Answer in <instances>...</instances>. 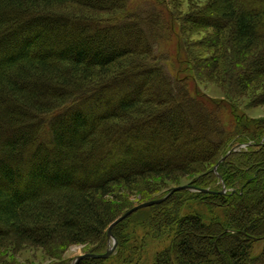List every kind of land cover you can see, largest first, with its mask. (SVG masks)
<instances>
[{
    "label": "trees",
    "instance_id": "obj_1",
    "mask_svg": "<svg viewBox=\"0 0 264 264\" xmlns=\"http://www.w3.org/2000/svg\"><path fill=\"white\" fill-rule=\"evenodd\" d=\"M178 2L0 0V264L29 248L50 264L77 245L105 254L117 189L186 178L209 192L138 211L112 230L109 259L80 264H264V250L253 254L264 243V120L236 102L264 98V0L204 1L186 17L212 30L205 61L186 45ZM69 5L78 14L61 12ZM172 40L175 79L156 53ZM203 67L228 85L225 98L195 91ZM165 238L144 262L148 242Z\"/></svg>",
    "mask_w": 264,
    "mask_h": 264
},
{
    "label": "rangeland",
    "instance_id": "obj_2",
    "mask_svg": "<svg viewBox=\"0 0 264 264\" xmlns=\"http://www.w3.org/2000/svg\"><path fill=\"white\" fill-rule=\"evenodd\" d=\"M178 1H179L178 7L180 6V11L178 15L180 17L182 16V18L185 19L186 45L188 47H197L196 51L199 53H196V55L202 57V61L212 58L213 51L208 48L212 46L211 45L206 46L208 45L207 37L212 35V30H205V29H199V28L195 30H191L188 27H191L192 24L190 25L186 21V17L189 16V14L195 13L199 9H202L206 4L205 2L206 1L208 2L209 0H178ZM60 7H61L60 9L62 10L61 12L70 10L73 14L74 13L78 14V12H76L75 10L79 8L75 6L69 5L68 8H64V6H60ZM178 7L176 6L177 9H179ZM67 13H70V12H67ZM23 31L24 29L19 31V35H22V33H24ZM74 33L76 35H74L71 32L70 34H67L66 32H62L63 35L61 36L63 39H67L68 37H71L72 34L74 38L79 37V31L77 32L74 31ZM85 34L87 35L89 33H85ZM7 35L8 34H6V36ZM64 37H67V38H64ZM11 41L21 42L22 40L20 38L15 39L14 36H8L6 37V40L4 42H11ZM165 45L166 46L157 48L156 53L158 51H161V55L163 56V59L165 60L164 64L167 67L170 75L173 76L172 78L175 79L177 76L182 77L183 75H181L178 72L180 71V66H179V63L176 57L177 56L176 47H178L177 41L172 40V42H170L169 44H165ZM137 46L141 47L140 43L137 42ZM4 50H5V47L3 46L0 47V55L3 54L2 52ZM5 55H7V53H5ZM203 68H204V70H202L203 79L200 80V84L198 86L195 85V91L199 92L202 95H206L210 98H213V99L225 98L226 92L228 91V85L224 83L222 84L220 81H217L215 78H213L210 75V72H209L210 69H208V67H203ZM207 72H209V76L207 75L206 78L204 79V74H207ZM260 93L261 92L258 91L257 93L255 94L253 93L252 95L246 94L244 96H241V98L238 101H236L237 104L241 108L240 111L245 113V115H247L249 118L264 120V98L262 99L263 95H261ZM2 126L3 125H0V138L3 136L4 131L8 132V130H6L7 129L6 126H3V127ZM52 149H53V146L50 145L45 148V151H47L48 153H51ZM33 155L37 156L36 154H33ZM25 156L26 154H24V157ZM24 174L27 177V173L25 171H24ZM190 181L191 180L189 178H186L184 180H181L178 183H169L167 185H162L161 187L157 186V184H154L151 188L152 190L148 192L149 194L146 192L147 188H145L143 185H141L140 187H133L132 189H127V188L117 189V196H118V199H120V201L118 202L114 201L115 202L114 205H119L123 207L122 214L120 215L118 219H120L127 212L136 208L139 205L152 202V201H156V200H160V197L164 195L167 191H168L167 193L168 195L170 191L174 188H178L181 186H188L190 184ZM223 188H225L227 191L226 187H223ZM167 195H165L163 198H165ZM136 213L137 212H135L134 214ZM139 232H140L139 234L142 235L141 231ZM165 239H168V238H165ZM169 244H170V239H168V242L167 241H163V242L162 241L161 242L149 241L148 246L145 248V252H144V257H143L144 262L146 263L152 262L155 255L158 252L162 251L165 247L169 246ZM263 250H264V243H259L255 246L253 254L259 255L260 253H262ZM91 251H92V247L89 245L72 246L64 252L63 260L66 261V264H74L75 260L78 257L83 256L85 254H90ZM12 256L13 258H15L16 264L54 263L53 259L49 258L41 249L29 248V249L23 250V252L21 253L19 252V254L12 255Z\"/></svg>",
    "mask_w": 264,
    "mask_h": 264
},
{
    "label": "water",
    "instance_id": "obj_3",
    "mask_svg": "<svg viewBox=\"0 0 264 264\" xmlns=\"http://www.w3.org/2000/svg\"><path fill=\"white\" fill-rule=\"evenodd\" d=\"M236 149H234L233 151H235ZM232 151V152H233ZM224 160V159H223ZM221 160L219 162V164L223 161ZM218 164V165H219ZM217 165V166H218ZM215 172H217V167L215 168ZM184 190H191V191H195V192H203V193H208L209 191L207 190H200V189H196L195 187L191 186V185H188V186H181V187H178V188H174L170 191V193L163 199H160V200H156V201H152V202H148V203H145V204H142V205H139L137 206L136 208L130 210L129 212H127L125 215H123L120 219H118L116 222H114L108 229V240H109V249L107 251V253L105 254H102V255H99V254H93V253H90V254H85L83 256H80L78 257L76 260H75V263L74 264H80V262L84 261V260H87V259H94V260H106V259H109L113 254L114 252L116 251L117 247H118V241L117 239L114 237L113 233H112V230L118 225L120 224L122 221H124L125 219H127L128 217H130L132 214H134L135 212H138L140 210H143V209H146V208H149V207H152V206H155V205H158V204H162L163 202H165L168 198H170L172 195H174L175 193L177 192H180V191H184ZM226 189L223 188V190L219 193L221 195H224L226 194Z\"/></svg>",
    "mask_w": 264,
    "mask_h": 264
}]
</instances>
